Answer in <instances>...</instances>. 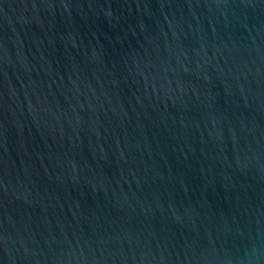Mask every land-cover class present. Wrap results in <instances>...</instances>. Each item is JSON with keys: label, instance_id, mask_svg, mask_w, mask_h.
I'll use <instances>...</instances> for the list:
<instances>
[{"label": "water", "instance_id": "water-1", "mask_svg": "<svg viewBox=\"0 0 264 264\" xmlns=\"http://www.w3.org/2000/svg\"><path fill=\"white\" fill-rule=\"evenodd\" d=\"M0 264H264V0H0Z\"/></svg>", "mask_w": 264, "mask_h": 264}]
</instances>
